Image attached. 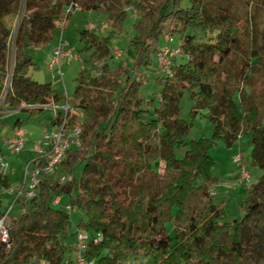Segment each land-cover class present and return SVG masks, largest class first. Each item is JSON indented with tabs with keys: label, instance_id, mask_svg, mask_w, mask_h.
Wrapping results in <instances>:
<instances>
[{
	"label": "trees",
	"instance_id": "1",
	"mask_svg": "<svg viewBox=\"0 0 264 264\" xmlns=\"http://www.w3.org/2000/svg\"><path fill=\"white\" fill-rule=\"evenodd\" d=\"M250 1L264 9V0ZM72 3L84 11L106 12L109 25L119 30L124 7L134 10L138 17L130 47L136 66L149 67L160 50V38L176 35L185 61L171 60V77L157 79L155 106L139 95L142 79L132 80L122 65L109 67V37L90 29L81 32L92 68L78 74L67 100L73 107L66 115L57 110L51 121L56 127L65 117L69 128L78 125L80 147L67 151L33 199L18 202L22 213L8 225V242L0 241V264H66L63 239L70 214L64 206L51 205L63 195L70 197L71 209L84 213L77 230L90 236L84 255L95 264H124L129 257L148 258L151 264H264V175L245 188L242 215L227 220L224 204L211 197L218 179L209 154L217 141L231 147L248 136L250 165L264 171V95L242 92L237 102V89L229 82L233 67L239 81L256 87L254 74L261 59L253 23L233 15L232 0H0V97L10 75L2 103L6 111L21 110L29 120L62 100L50 83L29 77V70L38 67L29 50L53 43L63 12ZM212 6H217L216 14L210 12ZM185 92L193 102L192 117L208 112L211 139L184 143L192 126L181 118ZM23 122L19 118L14 126ZM154 141L162 147L161 157L148 162ZM184 145L187 149L174 170V150ZM160 160L166 175L153 194ZM59 175L71 176V181L61 183ZM0 187L11 188L7 177L0 178ZM201 198L207 199L205 206L195 211ZM7 211L0 199V218ZM172 219L187 225H171L169 232ZM99 235L101 241L94 244Z\"/></svg>",
	"mask_w": 264,
	"mask_h": 264
},
{
	"label": "rangeland",
	"instance_id": "2",
	"mask_svg": "<svg viewBox=\"0 0 264 264\" xmlns=\"http://www.w3.org/2000/svg\"><path fill=\"white\" fill-rule=\"evenodd\" d=\"M102 1L104 3L109 2V0ZM124 9L126 10V15L121 30L109 25L106 12L84 11L78 9L69 17L63 28L62 26L58 28L53 43L44 46L43 48H32L29 50L30 56L38 66L37 68H31L29 70V77L41 84L50 83L58 94L63 95V98L56 105L54 104L51 108L44 109L39 115L29 120H26L27 116L25 113L16 112L12 114L11 112L6 111L1 103L0 115L4 114L5 116L0 119V150H2L4 158L11 166V171L9 172L11 188H15L18 183L22 182L25 165L32 157H34L32 150L34 142L41 140L43 133L52 129L51 121L57 110H62L66 104V100L72 99L73 91L76 87V79L80 71L82 69L92 68V64L89 63L91 51L84 50L85 43L80 41L81 32L89 29L90 25L93 26L91 30L96 31L103 37H109L113 52L116 51L120 53L118 58L114 57L112 54V58L108 61L109 67L113 69L118 67V65H122L127 71L128 77L132 80L142 79V85L139 89L140 97L145 101L153 100L155 106H157L159 92L157 79H162L164 73L160 71L161 68L156 61V55L152 58V64L147 68L144 66H136L134 64L135 54L130 47V41L135 36L134 26L138 14L129 7H124ZM210 12L216 14L217 6H212ZM231 12L236 17L247 19L253 23L255 43L259 48L261 59V65L257 66L258 71L254 74V79L256 81V87L254 88H250L245 79L239 81L237 77L238 73H235L236 71L234 68L230 67L231 78L229 82L237 89L236 101L238 102L239 95L241 96L242 92L246 94L262 92V95H264V9L254 6L250 0H232ZM16 23L17 19L11 24L12 28L15 27ZM60 36H62L64 42L68 45V50L73 53L70 62H60L63 82L59 77L54 76L53 72H50L47 69L49 63L48 55L55 48ZM181 43V37L177 35L171 39L161 37L158 43L159 51L168 49L172 52L173 50L179 49ZM173 59H175L177 63L185 61L181 56L177 58L170 57V62H172L171 60ZM117 98L118 95L116 99ZM1 99L2 97H0V100ZM70 106L73 107L72 102H70ZM192 106L193 102L190 99L189 93L185 92L180 101L181 118L192 124L188 134L183 138L185 144H188L190 141H197L200 138L211 139L213 134V125L207 118L208 112L203 110L195 117H192L190 115ZM75 114L78 117V122H82V115L79 114L78 111H76ZM19 118L24 120V122L21 127L14 128L15 122ZM14 134L20 136L24 140V150L19 154L14 153L12 145L10 144L11 139L15 136ZM154 143L155 149L154 152L147 157L148 162H153L161 157L162 147L157 141H154ZM248 143L249 137L243 135L242 138L235 142L231 147H227L222 142L217 141L209 153L215 161L213 175L218 179V182L212 190L213 195L211 197L213 198L214 203L224 204L223 206L225 207L227 220L234 217L238 218L242 215L240 202L245 196V188H249V186L256 183L259 177L264 175V171L250 165V147ZM186 149L187 145L175 148L174 153L177 161L171 162L174 170L178 169V161L183 158ZM236 152L243 156L244 166L250 173L249 186L247 187L242 183H239L238 179H236L237 165L231 163V157ZM160 161L158 176L151 191L153 194H157L158 188L164 181L166 175L164 171V161ZM80 172L81 167L78 165L75 167L76 178H79ZM0 199L2 200L3 207L5 209L8 208L7 220L12 219L19 214L18 203L12 206L13 199L9 196L8 190L1 187ZM60 200V205L55 206L56 208L61 209L62 206H69L70 197L68 195H63L60 197ZM206 201V198H201L200 201L195 204L194 210L201 211L204 208ZM7 204H9V206H7ZM69 214L71 226L66 231L63 239V243L67 247H70L72 243V234L77 230V225L80 220L84 218L83 211L77 207L72 208ZM7 224L9 225V222H7ZM171 225L184 228L187 223L184 220L172 219V223L168 224L166 227L169 232L171 231ZM124 264H151V260L142 257H129L125 260Z\"/></svg>",
	"mask_w": 264,
	"mask_h": 264
},
{
	"label": "built area",
	"instance_id": "3",
	"mask_svg": "<svg viewBox=\"0 0 264 264\" xmlns=\"http://www.w3.org/2000/svg\"><path fill=\"white\" fill-rule=\"evenodd\" d=\"M79 9L76 3L70 4L65 8L63 16L60 21V26L62 28L65 26L69 17L74 14ZM93 28L90 25V30ZM72 51L68 50V45L64 42L62 36H60L57 46L51 53L49 57V63L47 69L53 72L54 76L62 79V70L60 66L61 61L70 62L72 60ZM180 48L170 52L168 49L159 51L156 54V61L161 68V72L164 76L171 77L170 70V57L177 58L180 57ZM113 56L118 58L120 56L119 52H113ZM3 103V99L0 100V105ZM70 110L68 101L61 110L64 115ZM80 134V128L75 125L69 128L66 118L60 122V124L54 127L50 131L43 133L41 140L34 142L32 150L34 153L33 160L25 167L23 174V182L15 187L8 190V194L13 197V204H17L20 200L33 199L39 189L41 181L48 176L54 175L61 165L67 151L72 147H80V141L78 139ZM240 138V136L238 137ZM10 144L15 154H19L24 150V140L20 136H15L11 139ZM231 163L237 165V175L238 182L245 186H249L250 173L248 169L244 166V158L240 153H235L231 157ZM10 166L3 155H0V178H6L9 175ZM59 181L61 183L71 181V176L61 175L59 176ZM52 206L60 205V197H55L52 202ZM63 209L66 212H70L71 208L69 206H64ZM7 213L0 218V241L7 243L9 240L8 233V220ZM90 236L81 231L77 230L75 233V243L74 252L75 257L71 264H95L93 260H87L85 258L84 252L87 249V245L90 241ZM101 241V236H97L93 239V243L97 244ZM48 264V263H42ZM68 264V261L66 262Z\"/></svg>",
	"mask_w": 264,
	"mask_h": 264
},
{
	"label": "crops",
	"instance_id": "4",
	"mask_svg": "<svg viewBox=\"0 0 264 264\" xmlns=\"http://www.w3.org/2000/svg\"><path fill=\"white\" fill-rule=\"evenodd\" d=\"M89 28H90V26H89ZM57 43H58V41H57ZM56 46H57V44H56ZM55 46V47H56ZM55 49V48H54ZM53 49V50H54ZM53 50L49 53V57H50V55H51V53L53 52ZM25 108H28V107H24V109ZM46 108H51V106H48V107H44V108H42L43 110L44 109H46ZM42 110V111H43ZM16 112H21V110H18V111H12L11 113L13 114V113H16ZM11 113H9V114H11ZM3 116H5L4 114L3 115H0V119H2L3 118ZM55 117V116H54ZM53 117V118H54ZM53 120V119H52ZM19 127H21V125L19 126ZM19 127H15L14 126V128H19ZM51 128L53 129L54 127H52L51 126ZM51 129V130H52ZM15 135V134H14ZM16 136V135H15ZM14 136V137H15ZM13 137V136H12ZM0 152H1V154L3 155V152H2V150H0ZM4 156V155H3ZM33 158L34 157H32L31 158V160H29L28 162H27V164L25 165V167L33 160ZM10 166V165H9ZM10 171H11V166H10ZM7 178L9 179V175L7 176ZM238 178V175H237V173H236V179ZM9 182H10V184H11V181H10V179H9ZM22 182H23V180H22ZM21 182V183H22ZM21 183H18L15 187H17V186H19ZM10 196V195H9ZM12 199H13V197L12 196H10ZM61 201V200H60ZM18 206H19V214L16 216V217H18L21 213H22V211H21V209H20V205L18 204ZM16 217H14V218H16ZM13 219V218H12ZM12 219H8V222L10 223V221L12 220ZM77 231V230H76ZM76 231L73 233L74 235H75V233H76ZM73 234H72V243H71V245H70V247H68V252H67V258H68V264H71L72 262H73V260H74V257H75V252H74V243H75V236H73ZM69 253V254H68Z\"/></svg>",
	"mask_w": 264,
	"mask_h": 264
},
{
	"label": "water",
	"instance_id": "5",
	"mask_svg": "<svg viewBox=\"0 0 264 264\" xmlns=\"http://www.w3.org/2000/svg\"><path fill=\"white\" fill-rule=\"evenodd\" d=\"M9 76H10V75H9ZM9 76H8V80H7V82H6V85H5V88H4V91H3V94H2V99H3V100H4V98H5L6 91H7L8 87H9Z\"/></svg>",
	"mask_w": 264,
	"mask_h": 264
}]
</instances>
